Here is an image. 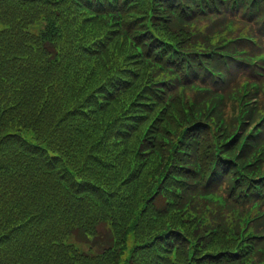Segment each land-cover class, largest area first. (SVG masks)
<instances>
[{
    "label": "trees",
    "instance_id": "obj_1",
    "mask_svg": "<svg viewBox=\"0 0 264 264\" xmlns=\"http://www.w3.org/2000/svg\"><path fill=\"white\" fill-rule=\"evenodd\" d=\"M258 1L0 0V264H250L231 223L264 197L242 191L237 169L214 157L199 111L214 100L196 110L184 96L199 105L191 84L213 85L227 96L210 115L236 118L231 94L248 68L228 69L214 50L228 19L264 39ZM172 2L176 17L162 15ZM249 149L241 162L260 172L264 158Z\"/></svg>",
    "mask_w": 264,
    "mask_h": 264
},
{
    "label": "rangeland",
    "instance_id": "obj_2",
    "mask_svg": "<svg viewBox=\"0 0 264 264\" xmlns=\"http://www.w3.org/2000/svg\"><path fill=\"white\" fill-rule=\"evenodd\" d=\"M175 5H176V3H175V2H172V3L170 4V6H168V8H167L168 10L162 12V15H168V17H176L177 12H176V11L174 10V8H173V7H175ZM192 90H193L194 92H198V91H199V87H198V86H194V87H192ZM199 93H200V92H199ZM214 94H215V93H214ZM214 94H212V96H213ZM209 95H211V92L208 91V89L206 90L205 93L202 94V97H203V98L199 101V106H200L201 108H203V106H204V104H205V101H206V98H207V96H209ZM232 95H233V97H237V94L232 93ZM212 99L214 100V102L208 105V107H207V112H208L212 107H217V105H216L217 101L220 102V98H219L218 96H213ZM205 113H206V112L203 111V113H201V116H204ZM233 114H234V111H233V109H232V115H231V117H230V119H229V118H227V112H226V111H223V110L221 111V115H222L224 118L228 119V122H227V123H234V122L237 120V117H236V118H233V117H232ZM216 116H217V115H216ZM236 116H237V115H236ZM221 137H222V136H221ZM221 137H220V138H221ZM231 224H233V223H231ZM252 250H253V249H250V251H252ZM254 253L256 254V251H254ZM263 257H264V256H261V258H258L257 261H255L256 258H251L250 261L253 262V264H260V263L264 262V260H263L264 258H263Z\"/></svg>",
    "mask_w": 264,
    "mask_h": 264
}]
</instances>
